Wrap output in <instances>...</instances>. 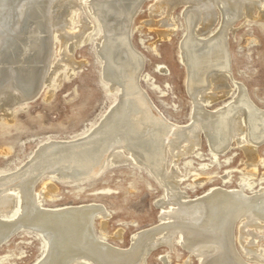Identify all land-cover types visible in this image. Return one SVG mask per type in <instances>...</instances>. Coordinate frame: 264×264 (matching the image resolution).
<instances>
[{"label": "bare ground", "instance_id": "6f19581e", "mask_svg": "<svg viewBox=\"0 0 264 264\" xmlns=\"http://www.w3.org/2000/svg\"><path fill=\"white\" fill-rule=\"evenodd\" d=\"M144 1L0 0V121L11 125L16 112L42 89L48 101L61 81L82 64L75 61L73 51L90 42L95 26L93 50L99 76L115 95L109 109L81 134L66 139L48 136L21 165L0 170V249L23 231L43 241L35 264H145L153 250L162 246L171 250L179 237L180 246L200 264H264L263 250L258 248L264 241V157L259 154L264 115H259L262 107L251 100L244 85L232 78L226 41V31L237 17L264 28V0H153L149 12H160L164 24L147 26L165 27L155 31L164 39L179 28L172 12L182 8L179 59L191 91L186 126L172 122L154 103L149 105L146 92H136L135 73L143 63L140 56L136 60L130 54V24ZM54 39L60 53L53 62ZM63 66L66 71L61 73ZM220 93L214 98L220 105L205 110L206 102ZM201 135L219 152L209 147L210 165L219 164L221 155L228 163L226 151L231 147L240 148L245 162L241 161L235 188L223 187L231 182L232 172L227 171L220 180L223 185L189 199L181 187L186 174L178 161L195 153ZM11 150L0 153L7 156ZM125 164L143 169L164 193L156 203L161 223L135 233L127 248L107 242L110 215L104 207H43L46 200L53 201L56 182L84 185L107 167ZM259 165L263 166L260 175ZM201 175H192L187 187L212 178ZM114 237L120 241L121 231ZM6 260L0 257V264Z\"/></svg>", "mask_w": 264, "mask_h": 264}, {"label": "rangeland", "instance_id": "374dc122", "mask_svg": "<svg viewBox=\"0 0 264 264\" xmlns=\"http://www.w3.org/2000/svg\"><path fill=\"white\" fill-rule=\"evenodd\" d=\"M153 3V0L144 1L130 24L132 28L129 39L130 54L136 60L140 56L143 63L135 73L138 76L135 80L136 92H146L149 105L152 106L154 103L172 122L186 126L190 119L191 104L188 97H191V91L185 86V69L179 59V46L183 33L182 8L177 7L172 12L179 28L168 39H164L155 31H162L165 27L162 29L147 26L148 23L162 22L160 12H149ZM243 19L242 16L237 17L226 31L231 75L235 82L244 85L251 100L262 107L258 108L259 115L262 116L264 115V28H261L259 23L246 22ZM161 22L160 24H164ZM219 29L214 32L213 37L219 33ZM94 30L90 42L78 46L73 51L75 61L82 64L74 70V75L61 81L48 101L44 100L45 89H42L33 99L34 101L28 102L25 109L16 112L15 121L11 125L7 126L5 121H0V152L9 147L12 149L7 156L0 153V170L4 167V170H10L15 167L14 164L21 165L35 146L48 136L66 139L81 134L102 115V112L109 109L115 95L114 92L107 91L106 85L99 76L97 56L93 50L96 26ZM59 53L58 40L54 39L53 62L59 58ZM65 71L66 67L63 66L60 72ZM220 95L222 96L221 93L216 94L203 108L210 109L218 103L220 100L214 98H220ZM219 105L220 103L214 106ZM199 144L194 154L182 156L178 161L179 168L186 174L181 187L187 198L202 197L208 190L223 185L220 180L227 171L232 172L231 182L223 187L235 188V181L242 172V162H245L240 148L231 147L226 151V156L230 157L228 163L222 162L224 156L221 155L218 156L219 164L210 165L212 156L209 147L216 154H219L218 149L208 142L204 135H201ZM259 154L264 157V143L260 144ZM184 161L189 162V165ZM169 163L170 157L167 159V166ZM205 167L207 168L203 170L202 168ZM258 168L260 175L263 166L259 165ZM195 173L202 174L199 177L206 174L212 178L201 186L187 187L193 182L192 175ZM42 174L45 176L46 172ZM258 178L259 176L255 180ZM44 180L39 181L35 188H41ZM56 183L58 191L53 201L46 200L43 207H68L77 204L104 207L110 215L105 227L107 242L115 247L127 248L135 233L147 228H155L161 223L157 201L164 196V193L143 169L125 164L107 167L99 176L84 185ZM80 187L84 189L81 191ZM168 208L167 206L166 209ZM94 226L99 230L98 219H95ZM117 231H121L120 241H116L114 237ZM43 248V241L38 236L22 231L6 246L1 247L0 257H6L5 264H35ZM258 248L263 250L264 255V241L258 243ZM162 257L166 258V264H181L185 260L187 264H200L198 258L191 256L180 246L179 237L175 238L171 250L164 246L153 250L147 256L145 264H164L161 261Z\"/></svg>", "mask_w": 264, "mask_h": 264}]
</instances>
